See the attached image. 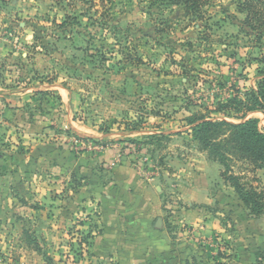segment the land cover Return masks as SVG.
Returning <instances> with one entry per match:
<instances>
[{
	"label": "rangeland",
	"instance_id": "374dc122",
	"mask_svg": "<svg viewBox=\"0 0 264 264\" xmlns=\"http://www.w3.org/2000/svg\"><path fill=\"white\" fill-rule=\"evenodd\" d=\"M246 1L209 0L196 18L141 0H0V264H264V217L247 208L207 231L175 228L172 207L146 232L106 227L100 208H80L77 180L33 162L53 138L76 155L147 157L168 175L164 202L177 205L173 173L210 160L190 127L202 115L239 122L262 77L264 22H246ZM249 117L264 127L261 112ZM232 165L264 189V167Z\"/></svg>",
	"mask_w": 264,
	"mask_h": 264
},
{
	"label": "crops",
	"instance_id": "0c3cea01",
	"mask_svg": "<svg viewBox=\"0 0 264 264\" xmlns=\"http://www.w3.org/2000/svg\"><path fill=\"white\" fill-rule=\"evenodd\" d=\"M61 102L66 103L62 96ZM42 127L49 126L43 123ZM53 140L41 144L47 151L38 152L33 162L51 161V171H57L66 185L71 177L77 180L74 191L80 193V208L87 211L100 208L106 215V227L125 221L130 228L140 231L146 232L152 224L159 228L158 219L170 207L173 225H178L175 228L188 225L186 228H207V231L222 228L217 220L229 211L245 215L243 202L221 177L222 166L211 159L191 160L173 173L175 178L170 180L178 203L168 206L162 196L167 174L155 172L149 164L137 162L133 157L125 160L114 154L117 150L102 148L76 155L68 149L62 150L57 138Z\"/></svg>",
	"mask_w": 264,
	"mask_h": 264
},
{
	"label": "trees",
	"instance_id": "16d2710c",
	"mask_svg": "<svg viewBox=\"0 0 264 264\" xmlns=\"http://www.w3.org/2000/svg\"><path fill=\"white\" fill-rule=\"evenodd\" d=\"M102 5L112 4L118 0H98ZM152 4H166L184 9L187 16H201L203 8L209 0H141ZM246 22L255 20L264 22V1H246ZM264 65V60H263ZM262 76L258 87L245 93L246 100L241 102L242 115L239 122H232L226 118H216L202 115L195 125L190 127L193 139L198 143L209 158L218 162L223 170L221 177L228 183L243 202L249 213L254 217H264V189L259 190L249 185L243 177L233 172L232 162L243 160L253 166V170L264 167V127L260 126V118L249 117L250 113L261 112L264 115V66L260 70ZM226 106V104H223ZM193 123L196 120L192 121ZM73 132L78 133L71 128ZM161 136L158 132L144 134L142 138H156ZM98 140L99 137L88 138Z\"/></svg>",
	"mask_w": 264,
	"mask_h": 264
},
{
	"label": "water",
	"instance_id": "95a60500",
	"mask_svg": "<svg viewBox=\"0 0 264 264\" xmlns=\"http://www.w3.org/2000/svg\"><path fill=\"white\" fill-rule=\"evenodd\" d=\"M75 131H77L78 133H80L78 130H75ZM173 132H176V131L175 130H172V131H170L168 133L171 134ZM140 133H141V135H144V134H150V133H153V132H151V131H141ZM80 134H82L84 137H88V138L97 137L96 135H93V134H90V133H86V132H83V133H80ZM121 135H122V133H106V134H103L102 137L103 138H109V137L115 138L116 136H121ZM161 222H162V220H161V218H159L157 224L160 225Z\"/></svg>",
	"mask_w": 264,
	"mask_h": 264
},
{
	"label": "built area",
	"instance_id": "2783aa9c",
	"mask_svg": "<svg viewBox=\"0 0 264 264\" xmlns=\"http://www.w3.org/2000/svg\"><path fill=\"white\" fill-rule=\"evenodd\" d=\"M143 162L147 163L148 162V158L145 157L144 160H143Z\"/></svg>",
	"mask_w": 264,
	"mask_h": 264
}]
</instances>
